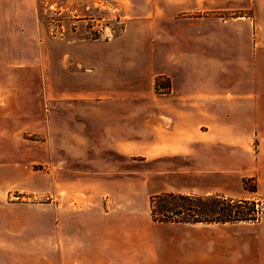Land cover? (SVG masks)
<instances>
[{
    "label": "rangeland",
    "instance_id": "1",
    "mask_svg": "<svg viewBox=\"0 0 264 264\" xmlns=\"http://www.w3.org/2000/svg\"><path fill=\"white\" fill-rule=\"evenodd\" d=\"M169 1L36 0V51L16 54L17 67L0 69V240H27L20 239L19 225L11 221L25 212L12 204L54 205L95 190L103 201L111 195L117 204H154L151 215L157 219H213L186 209L180 213L167 197L192 195L179 190L188 186L184 174L194 164L190 155L167 154L170 150L148 131L151 124H145L149 113L152 124L158 123L157 95L169 87L155 67L166 60H188V52L159 48L170 31L156 14ZM179 1L169 43L187 46L191 31L212 28L218 35L214 44L222 46L227 60L243 47L264 44V0ZM192 155L215 167L238 157L219 144L198 145ZM242 182L246 190L256 191L254 177ZM194 196L202 200L182 206L205 209L213 203L205 198L209 195ZM240 200L254 201L256 217L244 220L258 219L260 200ZM220 207L234 217L251 213L247 203ZM44 231V223L38 224V240Z\"/></svg>",
    "mask_w": 264,
    "mask_h": 264
},
{
    "label": "crops",
    "instance_id": "2",
    "mask_svg": "<svg viewBox=\"0 0 264 264\" xmlns=\"http://www.w3.org/2000/svg\"><path fill=\"white\" fill-rule=\"evenodd\" d=\"M180 6L179 0H170L158 7L157 21L170 31L163 44L159 38V48L188 52V60H166L155 67L169 87L157 95L158 123L152 124L149 113L146 127L151 124L148 131L170 150L167 154L190 155L194 167L184 174L189 184L181 193L258 199L259 218L157 219L148 205L117 204L111 195L103 201L96 190L54 205L14 203L26 216L11 221L19 225L20 239L27 240H0V264H264V44L243 47L227 60L222 46L214 44L218 35L208 28L191 31L190 43L177 47L169 42L178 21L173 11ZM39 34L36 0H0V69L17 67L16 54L36 51ZM213 144L238 157L215 167L192 155L196 146ZM147 147H153L152 141ZM248 177L255 179V192L243 186ZM42 223L44 238L38 240Z\"/></svg>",
    "mask_w": 264,
    "mask_h": 264
},
{
    "label": "trees",
    "instance_id": "3",
    "mask_svg": "<svg viewBox=\"0 0 264 264\" xmlns=\"http://www.w3.org/2000/svg\"><path fill=\"white\" fill-rule=\"evenodd\" d=\"M167 197H169L172 201L176 202L175 206L178 207L181 211L180 213H182V209L183 210H188V211H192L194 212L196 215L198 214H205V215H210V218L212 217L213 219H192V220H185V219H180L182 221H189V222H193V221H216V222H228V221H236V220H244V219H254V208H253V204L254 201L253 200H231V199H227V198H219L218 196H206L205 198L211 199L213 200V203L211 206H209V208H205L202 209L200 206H193L191 203H187L189 205L183 207L182 205H184V202H192V201H196V200H202L201 197L199 196H194V195H168ZM171 201V202H172ZM234 203H237V205L240 204H244L247 203L249 204V206H251L250 211L251 213H249L247 218H242L239 214L234 216H231V213L229 210H223L221 209V205L222 204H226V205H234ZM174 206V207H175ZM163 208L165 209L166 206ZM178 208H174L173 211H175ZM156 210V206L154 204H152L151 206V213L153 211ZM168 211V210H166ZM172 211V210H169ZM232 217V218H231Z\"/></svg>",
    "mask_w": 264,
    "mask_h": 264
}]
</instances>
